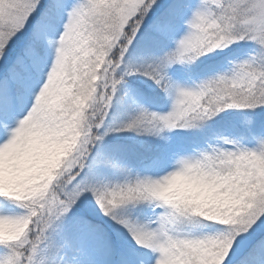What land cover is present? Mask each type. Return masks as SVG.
<instances>
[{
	"label": "snow or ice",
	"instance_id": "1",
	"mask_svg": "<svg viewBox=\"0 0 264 264\" xmlns=\"http://www.w3.org/2000/svg\"><path fill=\"white\" fill-rule=\"evenodd\" d=\"M240 42L255 53L230 72L194 88L168 75L196 53L192 70L211 72ZM132 56L147 59L130 68ZM138 76L135 90L151 81L173 100L171 111L137 105L110 131L187 128L242 109L241 140L174 153L179 166L161 157L151 165L159 178H132L102 146L109 132L100 133L126 78ZM258 109L264 0H0V264H97L90 250L100 264H264ZM25 124L35 131L21 139ZM41 171L39 183L31 179ZM170 188L176 194L162 195ZM145 203L147 216L136 212Z\"/></svg>",
	"mask_w": 264,
	"mask_h": 264
},
{
	"label": "trees",
	"instance_id": "2",
	"mask_svg": "<svg viewBox=\"0 0 264 264\" xmlns=\"http://www.w3.org/2000/svg\"><path fill=\"white\" fill-rule=\"evenodd\" d=\"M240 46V45H238ZM240 49V48H239ZM242 53H238L237 50L229 54L228 57L225 58L221 64L215 66V70L211 72H199L193 71L196 67V64L199 61L191 62L187 65V70H185L184 75L194 81L197 82H204L208 79H212L213 74H218V70L227 62L235 60L236 58L241 57ZM147 58L139 57V56H132L128 61V67L136 68L139 67L141 64L145 63ZM143 79H145L143 77ZM130 80L126 78L125 81ZM120 95L121 90L117 98L115 99V104L111 108L109 115L105 121L104 127L101 129V135L104 132H108L111 129L118 128L123 124L127 123L135 113L129 112L120 114L118 113V107H121L120 103ZM148 101L153 105H162L163 101L160 97L159 90L153 91L147 95ZM259 112L264 113V109H258ZM246 110L242 109H224L218 112L215 116L207 118L203 121L194 122V125L191 127H179V133L177 134V138L180 140L181 143L184 145L199 148L204 143H212L217 138H227L229 140H241V134L243 130L247 127L246 125V117L245 115ZM149 125L146 124L144 127L149 128ZM107 127V128H106ZM150 129V128H149ZM117 135L110 140L106 141V138L102 141V146L105 147L110 154L119 162L120 160L124 159L126 153L131 156H136L138 159L142 158H150L158 153L159 146L162 143L157 144L156 139L158 138L156 132L151 130L147 133L137 134L135 132H116ZM105 137V136H104ZM141 142L140 147L136 145V142ZM254 142H248V147H253ZM157 146V149H153ZM108 173V178H112L114 175H110ZM147 203L138 206L136 212H139V208L146 209ZM147 210V209H146ZM146 212V211H145ZM145 214V213H144ZM143 214V215H144Z\"/></svg>",
	"mask_w": 264,
	"mask_h": 264
},
{
	"label": "rangeland",
	"instance_id": "3",
	"mask_svg": "<svg viewBox=\"0 0 264 264\" xmlns=\"http://www.w3.org/2000/svg\"><path fill=\"white\" fill-rule=\"evenodd\" d=\"M238 45H240V46H238ZM232 47L235 50H237L238 53H242L244 55H242L239 58H236L235 60L227 61L218 70V72H217L218 74H213L212 78H214L218 75L230 72V70L234 64L242 62L244 60H247L251 55H253L255 53V45L248 43V42H240L239 44L232 45ZM188 64L189 63H185L183 65H179V64L175 65L173 68L169 69L168 75L170 76L173 83L178 84L182 87H186V88H194L197 84H200V82L189 81L186 78L181 76V74H182L181 72H185V70H187L186 67ZM139 78H140V81H143V77H139ZM135 80H139V79H135ZM148 83H152V82L148 81ZM148 83H147V88L150 90H153L155 88V86L153 84H148ZM121 96H122V103L123 104H122V107H120V108L118 107V113L123 114V115L125 113H129V112L136 114V111H137L136 106L137 105H139V107L146 109L148 112L157 113L158 115H167L172 109L173 100L170 99L168 96H166L163 92H161V96L164 97L165 105L161 109H157V108H153V107L146 108L144 106L145 98H144L143 94L137 92L133 85H129V84L122 85ZM133 99L136 101L135 105L132 103ZM114 104H115V100H114L113 105ZM148 127L151 130H154V132L155 131L157 132V134L160 137L159 140L160 139L167 140L168 143L162 147V154H161L160 158L161 157H168L169 158V164L171 166H175L176 159H179V156H177L175 159H172V156L174 153L179 152L181 155H192L195 152V151L193 152V151H190L188 149H185V148L179 146L176 142H174V138H172L173 132L176 131L178 126L173 128V129H170V130L164 129L163 131H157V129L161 128L162 125H156L155 127L153 125H149ZM113 129H114V127H113ZM108 132H109V134L104 137V139L106 138V141H104L105 143L107 142V140H110L111 138H113L117 135V133L114 131H108ZM224 139H227V138H217L214 147L221 146ZM254 146H255V144H254ZM182 150H186V151H182ZM221 150H231V148H230V146L229 147H222ZM157 159H159V158H157ZM154 160H156V159H154ZM154 160H152L151 162L140 167L138 172L135 174L134 178L136 176H140L141 178H143L144 176H151L154 179L159 178V176L156 175V170L151 168L152 162ZM122 165L124 167L130 169V166H129L130 163L123 162ZM169 170H171V168H169ZM130 172H131V169H130ZM163 174H164L163 172L159 173V175H163ZM110 175H113V174L111 173ZM121 177H123V174L114 175L112 177V179H110V178H108V179L116 180V179H121ZM90 257L92 259H95L97 261V264H100L101 256H100L99 252H97L95 250H90Z\"/></svg>",
	"mask_w": 264,
	"mask_h": 264
},
{
	"label": "clouds",
	"instance_id": "4",
	"mask_svg": "<svg viewBox=\"0 0 264 264\" xmlns=\"http://www.w3.org/2000/svg\"><path fill=\"white\" fill-rule=\"evenodd\" d=\"M222 45L217 42L216 44H212L209 45L210 49H214L216 47H221ZM226 46V45H225ZM198 55V53L193 54V56L189 57V63L194 62L196 56ZM35 128L33 126H31L30 124H25L24 128L21 130L20 132V138L21 139H28L29 137H31V135L34 133ZM53 156H55V151L53 153ZM183 160V158H179L176 161V164L179 166L181 164V161ZM44 167H47L46 165ZM43 176V172H38L36 173L33 177H31V179H33L35 182L39 183L41 178ZM176 194L175 191L173 189H168L165 192L162 193V195L168 196V195H174ZM7 233H5L2 229H0V239L6 238Z\"/></svg>",
	"mask_w": 264,
	"mask_h": 264
}]
</instances>
